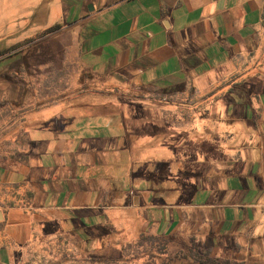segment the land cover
Returning a JSON list of instances; mask_svg holds the SVG:
<instances>
[{"label": "crops", "instance_id": "1", "mask_svg": "<svg viewBox=\"0 0 264 264\" xmlns=\"http://www.w3.org/2000/svg\"><path fill=\"white\" fill-rule=\"evenodd\" d=\"M35 1L0 11V264L264 255V0Z\"/></svg>", "mask_w": 264, "mask_h": 264}, {"label": "trees", "instance_id": "2", "mask_svg": "<svg viewBox=\"0 0 264 264\" xmlns=\"http://www.w3.org/2000/svg\"><path fill=\"white\" fill-rule=\"evenodd\" d=\"M53 2L54 0H43L40 3L32 17L31 25L46 24L47 16ZM62 28V24H57L49 29L48 34L58 32ZM10 51V48L0 51V58L6 56ZM132 246H135L139 253L148 257L149 261L147 264H251L254 262V259L245 261L237 258H222L214 255L212 248L199 245L195 237H191L188 244H183L158 235L144 234ZM122 259L112 261L92 258L84 261V263L118 264ZM66 260H70L69 257L66 256ZM259 264H264V261H260Z\"/></svg>", "mask_w": 264, "mask_h": 264}, {"label": "rangeland", "instance_id": "3", "mask_svg": "<svg viewBox=\"0 0 264 264\" xmlns=\"http://www.w3.org/2000/svg\"><path fill=\"white\" fill-rule=\"evenodd\" d=\"M22 1H24V0H10L8 3H6L5 6L0 7V11H11V10L15 11L19 7H22V6H26V8H24V9H25V11H28V10H30V8H32V6H30V5H32L36 2L35 0H26L25 2H22ZM2 21H3L4 27L14 23V20L12 17H10V18L4 17V19ZM50 60H52V62H53V59H50ZM56 68H57V66H56ZM36 72H39V70L36 69ZM53 79H52V82L50 83V85L48 86V88H49L48 90L46 89V90H44V92L40 91V93H38V97L35 100L36 106L41 105L43 101L45 103H53V102L59 100L58 99V92L56 91V90H59V84L57 83V81H53ZM37 82L38 81L35 82L36 85H38ZM24 85L27 88V83L24 82ZM29 85H31V84L29 83ZM36 85H35V89H36V92H38V87ZM74 86H75L74 82H67V89H74ZM26 88H24V90H26ZM84 88H88L87 85H85ZM30 90L31 89L29 87V93L31 92ZM50 90H51V92H48ZM40 94L43 98L41 96L39 97ZM21 100H23V99H21ZM247 258L248 259L238 257L237 259L245 260V261H250L251 259H254V262L251 264H259L260 261H264V255H261L258 257L257 256H254V257L249 256ZM148 261H149V259L146 255L139 253L138 249L135 246H132L129 249H127V251L124 255V259H122V261L118 264H147Z\"/></svg>", "mask_w": 264, "mask_h": 264}, {"label": "water", "instance_id": "4", "mask_svg": "<svg viewBox=\"0 0 264 264\" xmlns=\"http://www.w3.org/2000/svg\"><path fill=\"white\" fill-rule=\"evenodd\" d=\"M90 11H93V5L89 6Z\"/></svg>", "mask_w": 264, "mask_h": 264}]
</instances>
